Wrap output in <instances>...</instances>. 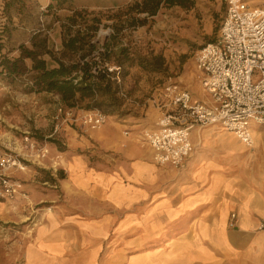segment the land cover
<instances>
[{
	"label": "crops",
	"instance_id": "obj_1",
	"mask_svg": "<svg viewBox=\"0 0 264 264\" xmlns=\"http://www.w3.org/2000/svg\"><path fill=\"white\" fill-rule=\"evenodd\" d=\"M193 97L209 98L203 88L202 98ZM148 124L143 114L113 117L75 138L61 165L62 203L55 190L38 197L55 205L26 244V264H264V161L257 152L211 125L190 132L193 150L183 167L161 165L139 137ZM215 128L226 131L229 155L211 150ZM10 209L0 202L1 219H10Z\"/></svg>",
	"mask_w": 264,
	"mask_h": 264
},
{
	"label": "rangeland",
	"instance_id": "obj_2",
	"mask_svg": "<svg viewBox=\"0 0 264 264\" xmlns=\"http://www.w3.org/2000/svg\"><path fill=\"white\" fill-rule=\"evenodd\" d=\"M244 1L253 6H264V0ZM132 2L74 0L72 8H86L102 18L97 39L103 42L104 37L112 32L111 24L116 22L114 16ZM49 3L50 0H25L23 14L19 15L18 10L13 8L14 17L10 22L4 15V0H0V62L3 56H18L20 45L31 46L29 38L33 35L35 22H40L38 27L49 35L54 43L50 45L60 48V21L54 14L47 13ZM226 12L227 0H194L190 8L163 6L156 15L148 18L145 25L125 31L122 43L136 53L152 58L159 56L161 69L148 71L139 65L130 68L123 81L125 92L122 95L126 99L124 114L109 115L107 120L114 117L123 121L143 114L149 120L145 128H154L161 111L154 106L152 98L170 81L188 87L195 97L202 98L201 77L196 69L195 56L205 44L218 39ZM72 13L73 9H60L58 18ZM35 18L36 21L33 20ZM6 26L12 29L9 37L3 33ZM27 63L30 64V61ZM25 82L26 79L19 75L0 73V157H11L16 161L3 171L16 192L11 194L0 188V202L9 203L11 208L9 220L0 217V264H26L29 251L26 244L33 241L39 220L51 215L55 205L50 199L40 201L38 197L55 190L57 202L62 203L63 197L57 187L64 154L80 134L87 135L98 129L82 123L87 111L66 108L57 94L30 91ZM251 127L253 132H262V136H259L257 145L248 149L256 151L264 161V127L255 123ZM224 132L215 128L210 136L214 147L211 150L223 156L229 155L224 147L227 140L221 138ZM43 149L46 150L45 156L41 154ZM236 150L240 151L238 155H247L241 147ZM50 177L55 181H48Z\"/></svg>",
	"mask_w": 264,
	"mask_h": 264
},
{
	"label": "built area",
	"instance_id": "obj_3",
	"mask_svg": "<svg viewBox=\"0 0 264 264\" xmlns=\"http://www.w3.org/2000/svg\"><path fill=\"white\" fill-rule=\"evenodd\" d=\"M195 65L209 98L195 100L186 86L174 81L152 98L161 115L156 126L142 129L139 137L153 149L158 164L183 167L193 150L190 132L211 125H220L248 147L254 146L252 124L264 127V6L227 0L219 37L198 50ZM108 117L90 111L82 123L96 129ZM45 151L41 150L42 156ZM15 162L0 157V188L11 194L16 190L3 171ZM237 218L232 212L230 226Z\"/></svg>",
	"mask_w": 264,
	"mask_h": 264
},
{
	"label": "trees",
	"instance_id": "obj_4",
	"mask_svg": "<svg viewBox=\"0 0 264 264\" xmlns=\"http://www.w3.org/2000/svg\"><path fill=\"white\" fill-rule=\"evenodd\" d=\"M25 0H4V15L12 21V9L22 15ZM74 0H50L47 13L60 21V48L55 49L49 35L35 22L29 44L19 46L18 56H3L0 73L26 79L30 91L55 93L66 108L99 111L106 115L124 114L123 81L130 68L139 65L144 70L159 71L161 58L132 51L122 43L124 32L148 22L163 6L190 8L194 0H133L121 13L114 16L112 32L102 42L97 39L102 18L85 9H74ZM73 9L71 15L58 18L60 9ZM6 13V14H5ZM36 21V18L33 19ZM10 36L11 28L4 27ZM1 46V45H0ZM30 61V64L27 63ZM65 178L64 170L58 172ZM54 182L55 179H47ZM46 180V181H47Z\"/></svg>",
	"mask_w": 264,
	"mask_h": 264
},
{
	"label": "bare ground",
	"instance_id": "obj_5",
	"mask_svg": "<svg viewBox=\"0 0 264 264\" xmlns=\"http://www.w3.org/2000/svg\"><path fill=\"white\" fill-rule=\"evenodd\" d=\"M253 143H254V146H255V139H254V142Z\"/></svg>",
	"mask_w": 264,
	"mask_h": 264
}]
</instances>
